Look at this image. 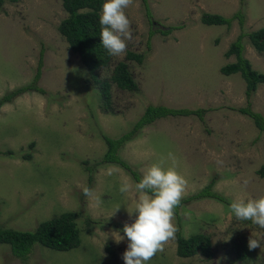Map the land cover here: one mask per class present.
Masks as SVG:
<instances>
[{
	"label": "rangeland",
	"instance_id": "374dc122",
	"mask_svg": "<svg viewBox=\"0 0 264 264\" xmlns=\"http://www.w3.org/2000/svg\"><path fill=\"white\" fill-rule=\"evenodd\" d=\"M125 13L132 39L98 77L109 80L132 52L144 57L142 64L128 61L139 89L132 93L111 83V111H105L100 85L91 81L89 69L58 30L67 16L62 1L0 0V100L31 84L41 51L45 60L38 85L47 92L20 94L0 106V226L35 231L45 221L74 212L80 215L82 234L77 249L57 252L37 244L26 261L0 244V264H125L127 238L117 244L112 235H123L125 223L135 222L138 214L129 211L134 210L136 182L122 167L97 163L108 149L103 135L118 138L130 132L149 105L203 109L204 121L194 116L159 120L144 127L119 155L142 177L143 170L171 152L187 180L182 199L215 181L212 191L226 203L206 198L182 205L181 219L174 214L172 220L175 238L146 264H264V228L230 211L235 199L264 196V176L258 172L264 167V131L238 112L250 108L264 117V83L247 97L241 75L221 73L236 62L226 53L240 36L264 29V0H148L147 5L134 0ZM238 13L244 14V23L234 21L230 28L201 21L204 14L232 18ZM172 27L181 29L163 34ZM243 44L245 58L264 74V53L248 36ZM170 165L168 160L165 167ZM123 180L132 185L128 193L119 191ZM179 232L186 239L210 237L213 257H179ZM250 237L261 247L250 250ZM235 245L247 251L244 259Z\"/></svg>",
	"mask_w": 264,
	"mask_h": 264
},
{
	"label": "trees",
	"instance_id": "16d2710c",
	"mask_svg": "<svg viewBox=\"0 0 264 264\" xmlns=\"http://www.w3.org/2000/svg\"><path fill=\"white\" fill-rule=\"evenodd\" d=\"M63 7L66 11V18L60 23L58 30L60 34L66 39L71 51L77 54L82 59V62L89 69L91 81L100 85L101 97L103 99V108L105 111L110 110V97H111V83H115L120 89L132 93H137L139 86L135 81L128 61L135 60L139 64L143 63L144 57L141 55L129 52L127 60L119 63L109 80L102 81L98 75L101 70H106L110 66L113 56L108 54V51L103 47L100 37L101 25L99 22L100 14L104 0H61ZM148 4V0H143ZM152 18V15H148ZM239 21L240 24L244 23V14L238 13L232 18H226L218 14H204L202 16V23L206 26H226L231 27L234 21ZM181 29L179 27L171 28L164 35L170 34L174 30ZM248 36L251 44L259 53H264V29L251 34H242L235 42L229 51L226 53L227 58L235 57L236 62L227 64L221 68V73L224 76H231L234 74L241 75L245 79L246 96H251L259 85L264 83V74L255 71L249 60L245 58L243 39ZM45 52L41 51L38 67L31 84L23 86L16 91L8 93L3 99L0 100V106L5 103H10L20 94H27L36 92L42 95H47V92L38 85L42 79V72L44 67ZM110 81V82H109ZM239 113L247 115L254 120L256 126L260 131H264V117L262 114L254 113L250 108H243L238 110ZM205 111L203 109H174L167 106H153L149 105L144 115L136 122L133 130L125 133L118 138H111L103 135L108 149L103 159L97 163V166L114 165L122 167L130 172L136 183L142 178L139 173L134 171L128 162L123 160L119 155V151L124 145L133 140L144 127L153 125L159 120L167 119L170 117H189L194 116L204 121ZM34 143L31 147H34ZM12 155L13 153L10 152ZM31 156H25V159H30ZM87 164V163H85ZM88 173L92 172L91 168H85ZM260 175L264 176V167L258 171ZM89 182H92V177ZM215 181L203 189L202 191L182 199L179 206L174 209V214L181 219L180 209L181 206L206 198H211L221 202H225V198L212 191ZM89 187H91L89 185ZM149 194H151L150 190ZM79 214L74 212H66L60 216H56L51 220L41 223L35 231H19L13 229H5L0 226V244H7L11 247L13 255L21 261H26L31 253L34 251V246L40 244L41 246L57 251L68 252L77 249L82 244V234L77 226ZM180 225V224H179ZM178 239V256L181 258H190L201 254L208 259L213 257L211 251L212 242L210 237L203 234H195L186 239L182 233L177 234ZM237 247V256L244 259L247 251L241 245ZM109 253L114 255L112 251Z\"/></svg>",
	"mask_w": 264,
	"mask_h": 264
},
{
	"label": "clouds",
	"instance_id": "9594fccd",
	"mask_svg": "<svg viewBox=\"0 0 264 264\" xmlns=\"http://www.w3.org/2000/svg\"><path fill=\"white\" fill-rule=\"evenodd\" d=\"M133 3L134 0H105L102 6L99 18L100 37L103 47L111 56L124 54L127 41L132 39L131 22L125 9ZM168 160L171 165L165 167ZM177 165V158L169 152L167 158H161L158 163L143 170L142 178L135 184L137 196L134 210L129 211L130 215L138 214L135 222L125 223L123 235L120 232L112 235L117 244L127 238V249L122 257L125 264H146L157 252L164 250V245L169 240L175 238L176 228L172 223L174 209L179 206L187 185V180L178 172ZM131 188L132 185L123 180L119 191L128 193ZM84 194L91 197L92 191L85 188ZM118 210L119 208L116 211ZM230 211L236 219L250 220L264 228V196L248 200L235 199L230 204ZM248 247L253 250L261 246L256 239L250 237Z\"/></svg>",
	"mask_w": 264,
	"mask_h": 264
}]
</instances>
